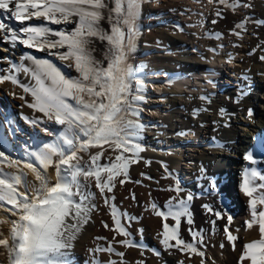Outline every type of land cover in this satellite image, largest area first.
I'll list each match as a JSON object with an SVG mask.
<instances>
[{
	"label": "snow or ice",
	"instance_id": "obj_1",
	"mask_svg": "<svg viewBox=\"0 0 264 264\" xmlns=\"http://www.w3.org/2000/svg\"><path fill=\"white\" fill-rule=\"evenodd\" d=\"M141 3L142 0H0V32L4 33L5 41L13 46L18 42L28 48L46 51L61 62L72 61L65 66L74 68L77 73L69 76L52 61L34 56L24 57L31 61L30 66L10 63L9 68L0 69L3 73L0 74V83L10 81L21 87L32 97L28 107L64 126L55 140L28 153L36 165L26 163L24 167L33 171L40 182L39 186L33 185L32 192L19 190L21 185L27 189L26 173L0 171V208L10 205L8 211L18 217L11 222L9 230L11 245L8 238H0V246L8 250L9 264H68L62 250L72 246L71 242L82 225L88 222L92 210L85 203L88 195L81 190L83 186L79 178L95 177L96 187L101 193L105 189L111 192L115 186L114 177L121 173L127 176L131 158L124 153L130 152L138 158L144 151L135 141L144 128L138 120L141 111L138 102L145 99L140 93L146 86L142 80L136 79V70L128 64V53L138 35L136 19ZM221 3H227V0H221ZM231 6L235 7L234 4ZM5 18L19 22L20 27L6 24ZM33 18L42 20V23H25ZM102 21H107V29L102 26ZM50 24L72 27L56 30ZM97 41L104 44L103 61L93 55ZM20 72L29 75L34 83H22L18 78ZM104 144L119 152L114 162L101 165L99 161L103 151H100L90 155L89 164L81 163L83 158L79 153H88ZM3 156L4 153L0 152V157ZM54 157L58 159L54 160ZM245 159L256 163L252 153ZM9 164L15 166L16 162ZM52 166L57 176L55 184L50 183L46 175ZM102 173H107L106 179L102 178ZM256 176L255 169L245 170L242 191L250 197L252 219L246 222L247 226L251 228L259 223L262 239L245 244L240 261L247 258L252 264H264V255L258 261L250 251L257 246L264 247V210L257 211L258 204L264 205V193L252 198L257 189L249 186ZM259 178L264 180V175ZM258 187L264 188V184ZM176 190L179 191L178 188ZM180 203L184 204L183 201ZM173 207L169 202L168 211H158L156 215L163 216L165 220L171 216L178 227L179 218L186 214L187 209L173 211ZM111 214L116 230L127 236L115 206ZM227 218L231 222L232 217ZM189 223H192L191 219ZM163 229L161 243L166 248L183 246L197 251L194 245L179 238L177 228L170 232L169 225L165 223ZM236 239V236L228 234L229 241ZM170 240H175V245L170 244ZM122 242L129 243L127 240ZM105 250L113 251L112 248ZM118 255L123 256L124 253Z\"/></svg>",
	"mask_w": 264,
	"mask_h": 264
},
{
	"label": "bare ground",
	"instance_id": "obj_2",
	"mask_svg": "<svg viewBox=\"0 0 264 264\" xmlns=\"http://www.w3.org/2000/svg\"><path fill=\"white\" fill-rule=\"evenodd\" d=\"M216 1L217 5L214 6L215 10L212 15L211 24L208 28V33L206 32L207 36L213 38V40H218L223 36H226V30L230 29L229 28L224 30L223 28L219 27L220 23L217 20V13L221 14L222 10L218 7V5H227L231 7L232 4H241L242 2L243 4L245 3L246 5L252 7V13H255L258 10L255 2L250 0H227V3H221V0ZM143 3L144 0H142L140 12L136 19V21L138 22L140 21L139 18L141 17V13L143 11ZM208 4L209 3L206 4L205 10L197 15V22L193 31H188L189 33H186L178 25L177 31L175 29L170 31L168 36L170 43L168 42L169 44L165 46L167 49L165 50V54L163 56L165 60L171 62L172 67H159V69H162L165 75L168 77L167 80L169 83V90L176 95H181V97L183 98H188L190 93L199 94V92H210L211 90H213L218 85L217 78L220 75L221 70L223 69V67H226L224 65L228 64L229 66V63L231 62V59L227 57L225 51L222 48H214L211 50L201 49L202 52L200 51L201 54L198 56L184 52L186 50V45L184 46L182 40L184 39L183 36L185 35L187 37V43H190V46L191 44L195 46L197 45L198 49L208 44H212L213 46L217 45L214 42L204 44V41L200 38L201 35H199L200 31L205 30L204 18L205 13L208 10ZM255 7L256 9H254ZM216 21H218L217 24H215ZM4 22L11 25L13 28L20 27L19 22H16L13 19L5 18ZM25 23L40 24L42 23V20H36L35 18H33L31 21H26ZM49 26L56 30L65 27H72V25L65 26L63 24H50ZM108 27L109 26H104L105 29H107ZM235 29V27H232V29L230 30L235 31ZM140 32H138V35L135 38L134 47L128 53L129 64H133L134 61L140 60L143 54H148L150 52L145 44L143 45L144 37L140 34ZM217 34H219L218 37ZM3 37L4 33L0 32V69L9 68L10 63L30 66L31 61L24 59V57L34 56L38 59H47L52 61L57 65V67L61 69L62 72L69 76L77 75L74 68L65 66L68 63H72V61L61 62L55 56L49 55L46 51L42 52L37 50L36 48H28L24 45L19 44L18 42L15 46H13L8 41H5ZM181 44H183L182 47L184 48L181 47ZM96 50L97 49H95V51ZM99 50V54L103 56L104 46L103 48H99ZM61 51H63V49ZM93 55L96 58L95 52L93 53ZM245 57L246 60H244L242 63H246L250 67L249 70L251 72H249V77L247 76V82L249 83H244V87L241 89L239 88V90L237 91L220 94L217 100L206 96H204L205 99L192 97L191 104L187 106L188 113L186 121L183 122L184 128L171 130V123L165 124V126L163 128H160V130L157 132L158 135L160 134V137H158V139H154L157 147V153L154 154V156H158L160 153H163L164 155H168L170 153L171 155H173V157L169 159L168 164L178 177V175H185V172L187 173V169L183 164L184 153L181 145L178 148H174V145L169 144L168 146L163 143V140H165L163 138L165 137V135H167L165 134V130L168 131L170 136V133L172 132L174 135H178V133L181 134V132L185 133L186 131L188 132V134L193 131L195 135H198L197 131L195 132V128L198 129L196 124L199 123L198 126L200 125V123L209 124L207 141L208 145L212 147V150L208 153H201L196 157V172L194 171L193 176L197 175L201 178L203 184H201L202 194L205 197H213L215 194H217V191H220L227 194L228 200L231 199V212L223 215L222 219L220 218V223L222 225L224 224V226L226 227L225 233L221 232L219 228L220 223L218 222H215L214 227L210 229L204 223H201L202 225H200L198 232H195L193 234H191L192 232H189L187 234V239H185L186 237L183 238V236L181 235V231L183 228L181 226V222H179V225L177 227L176 220H174L171 216H168V218L165 220L163 216L156 215V212L158 211H168L169 202L167 200H163L162 202H159L157 204L154 203L151 199L146 201V203L141 206L140 212L138 213L137 223L145 228V237L147 232L149 233V236L151 235V237H153V247L158 251V253L161 254V262H164V264H175L177 260L182 261L183 264H197L194 259L190 261V257H193V254L195 252L192 253L187 248L186 250L183 246L166 248L161 243L163 239L162 233L164 231L163 225L165 223L169 225L170 232L171 229L177 228L178 234H180L179 238L182 239L186 244L190 243L194 245V247L198 250H208L209 253H211V255L214 257L213 261L211 260L212 262H210V264H243L239 263L237 261V258H240L242 253L244 252V245L260 241L262 239L259 223L253 224L251 228L247 226L246 222L252 219L249 206L250 197L244 196L242 191L243 183L242 181H239L240 177L238 178L237 175H241L243 174V172H245V170H249L250 165L255 166V163H252V161L245 159V156L249 153H252L253 159L256 161V163H258V161H264V107L262 109H259L258 105L262 103L264 105V101L259 100L258 95L256 94L257 92L261 93L264 90V83L258 80L255 81L254 79V76L258 75L256 74L258 71L264 73V59H262V57H264V35H260L257 41H250ZM177 63L183 67L182 71H175L176 68L174 67V65ZM262 75H259L260 79L264 77V75ZM18 78L22 83L25 84L34 83V81L31 80V77L29 75H26L24 72H20ZM209 81H211L212 83H209ZM156 85L159 86L158 83ZM21 96H23L24 99H20ZM31 101V95L24 93L21 87L13 85L10 81L0 83V152L4 153V156L2 157V159H0V171L7 170L12 174H19L21 171L26 172L28 175L26 176V182L28 183V189L30 192H32L31 189L33 188V185L39 186L40 182L37 180L35 173L30 169L25 168L24 165L26 163L32 162L36 163V161L33 157L29 156L27 152L21 153L16 151L13 148L12 144H10V142L8 141L9 139L7 138V135L11 136L12 129H17L18 125L21 124L26 125V127L30 129L31 133L35 134L36 136H38V134L40 133L42 134L43 132H41L37 128V126H40L42 128L44 127L45 132L48 135H51L52 139L45 142L38 139L37 137L36 141H34L33 143L31 142L33 147L30 152H32L38 150L45 143L55 140L64 127L55 123V121L51 122L46 116H44L43 113L28 107V103H30ZM249 110H251V115H249ZM207 112H209L210 114L207 115ZM236 115H238L239 117ZM139 117H141V114L139 115ZM158 119L166 121L168 118L158 117ZM33 121H35V123H33ZM157 123L158 120L155 119L154 126H157ZM197 138H199V136ZM176 142L180 144L183 142V139ZM12 149L15 152V156L11 154ZM79 156L84 157V152L79 153ZM5 159L8 162H5ZM11 161H15L16 165L10 166L9 162ZM136 166L138 169H141V172L143 174L149 176L148 178H151L152 181L153 179H155V170L157 168L155 166V163H153L151 159L148 158L144 160H138L136 161ZM136 166L134 165L133 167L136 169ZM200 170L201 172H197ZM46 175L50 178V183L55 184L57 176L54 166L48 169ZM81 184L83 186L81 190L85 195H88V200H86L85 203L89 207H91L92 210L89 213L88 222L82 225L80 231L76 234V238L71 242L72 246L70 248L62 250L65 254V257L67 258V261L71 263L78 262V254L81 252V249L84 246V242L88 239H91V237L94 236V233L96 234V232H94L96 231L94 206L96 203L95 199L97 197L94 199L93 192L89 188L87 182L84 181ZM142 185L144 184H141V186ZM235 185L238 189L237 194H234L235 192L233 193V187L235 188ZM21 186L22 188H24L23 185ZM141 188V190H143V187ZM147 188L148 186L146 187V190ZM157 190L155 187H153L149 192L151 193V195L155 196V194H158ZM184 191L195 196L197 189L195 187V184H190L185 188ZM77 199H79V197H77ZM98 201L99 200H97V202ZM172 204L173 202H171V205ZM153 205H155V207H153ZM157 206H160V210H158L159 208ZM260 210L262 209L257 205V211ZM1 212L0 216L4 220L3 227L5 233H7L10 230L11 222L17 220L18 218L8 210L5 211V213ZM228 216L232 217L231 222H229L227 218ZM71 222L72 221L69 220V223ZM229 233H231L233 236H236L237 238H242H240L241 240L238 242L237 239L235 241H227ZM170 244L175 245V240H170ZM221 245H223V247H221ZM138 251L135 250V252ZM186 251L187 255H184ZM250 251L257 256L258 260H260L261 255H264V247L257 246ZM143 254L145 255L144 252ZM134 255L135 254H133V256ZM0 257H3L7 262H9V257L6 252L0 250Z\"/></svg>",
	"mask_w": 264,
	"mask_h": 264
},
{
	"label": "rangeland",
	"instance_id": "obj_3",
	"mask_svg": "<svg viewBox=\"0 0 264 264\" xmlns=\"http://www.w3.org/2000/svg\"><path fill=\"white\" fill-rule=\"evenodd\" d=\"M250 1L255 2V5L258 9L256 12L259 11L258 13H252V7L246 5L245 3L243 4L242 2L241 4H234L235 7L218 5V7L222 10V13L218 15L217 19L220 23L219 27L223 28L224 30L229 28L232 29V27H235L236 29L235 31H231L230 29L226 30V36H223L218 40H213V38L207 36V33L211 24L212 15L215 10L214 6L217 5L216 0H144L143 11L141 13V17L139 18L140 21L143 22L136 21V28L138 32L141 31L140 34L144 37L143 45L145 44L150 52L148 54H143L141 59L134 61L133 64L128 63L130 66L132 65L131 67L134 70H136V79L142 80L146 86V89L140 93L145 97V99L138 102V107L142 109V111H146L148 115H145L142 111H140L141 117H138V120L144 125V128L139 139L135 141L143 147L144 151L139 153L138 158L133 156V154L130 152L124 153V156L131 158V162L129 163L127 169V176L121 173V175L114 177L115 186L111 192L105 189V191L101 193L96 187L95 177H90L87 180H85L83 176L79 178L81 183L84 181L88 183L89 188L93 192L94 199L97 197L95 199L97 204L95 203L94 206V218L96 221V231L94 232H96V234L94 233V236H92L91 239H88L89 241L86 240L87 242H84V246L82 247L81 252L78 254V262H68V264H164V262H161V254L158 253V251L153 247V237H151V235L149 236L148 232L145 237V228L137 223V217L141 206L150 199L156 204L162 202L163 200L173 202V211H181L184 208L187 209L186 214L180 216L179 218V221L182 224L181 226L183 227H181V235L183 238L186 237L185 239H187V234L189 232H192L191 234L198 232L200 225H202L201 223H204L209 229L213 228L215 222L220 223V218L222 219L223 215L231 212V199L228 200L227 194L217 191V194H215L213 197H205L202 194L203 184L201 178L197 175L193 176L194 171L196 170V157L201 153H208L212 150V147L208 145L207 141L209 124L200 123L201 126H198L199 123H197L196 126L198 129L195 128V132L197 131L198 135H195L193 131H191L190 134H188L186 131L185 133H178V135H174L172 132L170 133V136L168 131L165 130V134L167 135H165L163 138L165 140L162 139L163 143L168 146L169 144L174 145V148H178L181 145L184 153L183 164L187 169L188 174L185 172V175H178V177L168 164L169 159L173 157V155L170 153V155H164L163 153H160L158 156H154V154L157 153L156 142L154 139H158V137H160V134L158 135L157 132L160 130V128H163L165 124L171 123V130L184 128L183 122L186 121L188 113L187 106L191 104L192 97L201 98L206 96L217 100L220 94L237 91L239 88L241 89L245 84L249 83L247 82V78L249 77V72H251L249 70L250 67L246 63L242 62L246 60L245 56L250 41H257L260 35H264V0ZM207 3L209 4L204 18L205 30L200 31L199 35H201L200 38L204 41V44L214 42L217 45L213 46L212 44H208L198 49L197 45L195 46L191 44L190 46V43H187L188 41L185 35L183 36L184 39L182 40L184 46L186 45V50L184 52L198 56L202 52L201 49L211 50L214 48H222L225 51L227 57L231 59V62L229 63V66L228 64L224 65L226 67H223L221 70V73L217 78L218 85L213 90L210 92H199V94L190 93L188 98H183L181 95H176L169 90V83L167 80L168 77L165 75L162 69H159V67H172L171 62L165 60L163 56L165 54V50L167 49L165 46L170 43L168 38L170 31L174 29L177 31V25L180 26V28H182L186 33L193 31L197 22V15L205 10ZM254 9H256V7ZM218 21H216L215 24H217ZM101 23L103 27L109 26L107 21H102ZM237 25H240V27H237ZM183 44H181V47ZM103 46L104 44L99 41H97L94 45L95 49H97L95 51L97 60H104V57L99 54V48H103ZM174 67L176 68L175 71H182L183 69V67L178 63L175 64ZM256 74L258 75L254 76L255 81L258 80L264 83V77L261 79L259 78V75H264V73L258 71ZM157 83L159 86L156 85ZM256 94L258 95L259 100L264 101V90L261 93L257 92ZM258 105L259 109L264 107L263 103ZM209 114L210 113L207 112V115ZM158 117L168 119L166 121H162V119H158ZM133 119L137 118L133 117ZM155 119L158 120L157 126H154ZM50 121L54 122V120ZM37 128L41 132L43 131L42 134L40 133L38 136L31 133L30 129H28L26 125H18L17 129H12L11 136L7 135V138L9 139L8 141L10 144H12L16 151L21 153H30L33 147L32 143L37 140V137L38 139L45 142L52 139L51 135H48L45 132L44 127L42 128L37 126ZM62 131L63 128L61 132ZM198 136L199 138H197ZM181 139H183L182 143L179 144L176 142ZM100 151H103V155L99 161L101 165L114 162L115 156L119 154L118 151H113L109 145L104 144L100 148L90 149L87 154L84 153L81 163L89 164L90 155ZM11 154L15 156L13 149ZM148 158L151 159L153 163H155L157 168L155 170L156 177L153 179V181L151 178H148L149 176L143 174L141 169H138L136 166V161ZM0 159H2V157H0ZM55 159L58 158H54V160ZM6 161L7 160L5 159V162ZM32 163L36 165L35 162ZM134 165L136 166V169L133 167ZM250 169H255L257 171L256 178L251 180L249 185L250 187H256L257 190L253 193V197L256 198L260 193H264V188L258 187L260 184H264V180L259 178L260 176L264 175V161H258V163H255V166L250 165L249 170ZM41 171L43 173V170ZM2 172L9 173L7 170ZM197 172H201V170ZM26 176H28L27 173ZM237 176L238 178L240 177L239 181H242L243 183L245 172ZM106 177L107 173H102V178L106 179ZM121 180L124 181L123 184L120 183ZM141 184L144 185L141 186ZM190 184H195L197 189L195 196L184 191L185 188ZM147 186L149 189L147 188L146 190ZM141 187H143V190H141ZM153 187H155L156 190L158 189V194H155V196L151 195L149 192ZM177 188L179 191L176 190ZM19 190L21 192L26 190L30 192L28 189V183L27 189H25V187L22 188V186H19ZM233 193H238L236 185L235 188L233 187ZM189 196H191L190 200L188 199ZM97 200L99 201L97 202ZM180 201H183L184 204L181 205ZM113 206H115L117 209L118 218L120 219L121 225L128 233L127 236L120 235L116 230V225L111 214ZM259 206L262 210L264 209V205L258 204V207ZM5 207L0 208V212L2 211L1 213H5V211L11 208L10 205H5ZM157 207L159 208L158 210H160V206ZM217 213L220 215L217 216ZM189 219H191L192 223H189ZM0 221H2L0 222V234H2L0 237L8 238L9 244H11V236L9 235L10 232L8 231L5 233L3 227L4 220L1 216ZM105 224H107V227L104 226ZM219 228L222 233L226 232V227L224 224L222 225L220 223ZM240 238H237V242L241 240ZM125 240H127L129 243L125 244L122 242ZM227 241H229L228 238ZM107 248H112L113 251H106L105 249ZM134 249L136 251H141L142 254L139 251L135 252ZM0 250L6 252L9 257V253L6 248L0 246ZM190 251L194 253L192 250ZM118 253H124V255L120 256ZM200 253H203V255ZM133 254L135 255L133 256ZM185 254L187 255V251L184 253V255ZM193 255V257H190V261L194 259L197 264H210V262H212L214 259L211 253L205 249H197ZM130 259L132 263L130 262ZM237 261L243 264H252V261L247 258H245L242 262L240 261V258H237ZM0 264H9V262H7L3 257H0ZM175 264L183 263L182 261L177 260Z\"/></svg>",
	"mask_w": 264,
	"mask_h": 264
}]
</instances>
